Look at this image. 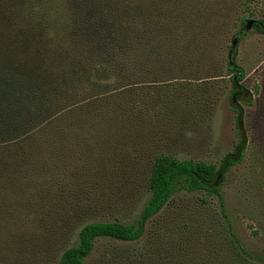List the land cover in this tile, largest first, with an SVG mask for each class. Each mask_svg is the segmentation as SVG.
<instances>
[{
    "label": "trees",
    "instance_id": "1",
    "mask_svg": "<svg viewBox=\"0 0 264 264\" xmlns=\"http://www.w3.org/2000/svg\"><path fill=\"white\" fill-rule=\"evenodd\" d=\"M64 4L62 26L44 25L39 19L20 26L0 10V19L22 39V50L14 49L16 42L0 45V196L12 191L14 181L26 179L19 176L24 171L47 173L52 165L63 166L69 158L67 145L81 140L83 123L81 129L86 130L99 114L103 124H108L103 126L108 139L121 149L116 157L129 162L125 172L137 168L155 143L153 139L138 141L130 133L137 127L141 132L149 120H159L160 84L201 82L208 74L204 70L217 72L226 66L236 122L233 150L219 164L156 154L145 180L149 197L139 217L130 224L118 220L86 223L77 244L63 252L58 264H85L99 238L127 245L100 264H194L183 259L190 253L189 240L178 234V227L186 229L187 224L176 220L181 217L161 219L179 192L204 193L205 204L217 200L224 217L220 231L224 243L215 246L209 264H230L226 258L239 264H264V258H252L235 235L222 192L227 175L246 157L249 135L242 105L252 103V94L243 85L245 72L236 61V50L230 47L225 65L211 57L221 28L209 26L200 0H65ZM245 25L246 20L241 30ZM252 29L264 35V16L255 20ZM245 36L240 35L239 41ZM28 60H37L49 71L30 67ZM125 123L129 125L124 128ZM103 128L96 124L87 132ZM143 134L148 132L143 130ZM122 141H128L127 145ZM127 146L130 149L123 150ZM114 174L111 170L107 175ZM108 179L102 183L105 189H109ZM40 187L46 189V184ZM39 204V210L45 209L44 201ZM155 221L152 245H142Z\"/></svg>",
    "mask_w": 264,
    "mask_h": 264
},
{
    "label": "rangeland",
    "instance_id": "2",
    "mask_svg": "<svg viewBox=\"0 0 264 264\" xmlns=\"http://www.w3.org/2000/svg\"><path fill=\"white\" fill-rule=\"evenodd\" d=\"M64 2L0 0V10L11 20H17L20 26L37 22L36 19L44 25L62 26ZM200 4L209 26L214 30L221 28L220 40L210 54L225 65L242 22L264 16V0L250 5L245 0H200ZM21 40L17 31L0 19V45L7 47L16 42L13 47L18 51L17 48L22 50ZM235 50L236 61L245 72L243 85L252 94V103L242 105L246 111L249 146L245 159L227 175L222 192L235 235L252 258L259 260L264 258V35L251 29ZM37 60H28V65L49 71ZM204 72L208 74L201 82L160 84L159 120H149L144 127L140 126L141 132L137 127L130 133L138 141L153 139L155 143L140 159L137 168L125 172L129 162L116 157L121 149L114 147L116 141L108 139L109 134L103 128L108 124H103V116L99 114L98 120L88 123L86 130L81 129L85 127L83 123L79 129L83 131L81 140L67 145L65 151L69 158L63 166L52 165L47 173L29 170L19 174L26 179L14 181L12 191L0 196V264H58L63 252L77 244L79 231L86 223L134 222L149 197L145 180L152 159L158 153H168L179 160L219 164L236 142L235 114L231 109L226 66L217 72L207 69ZM189 107L193 110L185 111ZM87 117L90 121L92 115ZM96 124L103 131L87 132ZM126 125L129 124L125 123L124 128ZM143 130L148 134H143ZM127 143L122 141L124 146ZM127 149L129 146L123 150ZM111 170L117 175L109 178L107 174ZM105 177L109 178L106 182L109 189L103 187ZM44 184L46 189L40 187ZM99 190L101 192H97ZM204 196L201 192H179L161 215L163 221L181 217L182 220H176L187 224L186 229L178 227V234L189 240L190 253L183 259L193 260L194 264H209L215 246L224 243L220 234L224 217L217 200L212 198L205 204ZM94 199L98 200L95 204ZM41 201H44L43 210H39ZM87 206L90 209L84 213L82 210ZM156 225L157 221L151 223L149 236L142 245H152L150 237L155 235ZM225 244L226 256L228 246ZM124 248L127 245L99 238L85 264H100L110 253H120ZM226 260L239 264L232 258Z\"/></svg>",
    "mask_w": 264,
    "mask_h": 264
},
{
    "label": "water",
    "instance_id": "3",
    "mask_svg": "<svg viewBox=\"0 0 264 264\" xmlns=\"http://www.w3.org/2000/svg\"><path fill=\"white\" fill-rule=\"evenodd\" d=\"M255 23V20H246V25H245V28L244 30H241L239 32V34L233 39L232 41V51H234L239 43V36L246 33V32H249L252 28H253V25Z\"/></svg>",
    "mask_w": 264,
    "mask_h": 264
}]
</instances>
